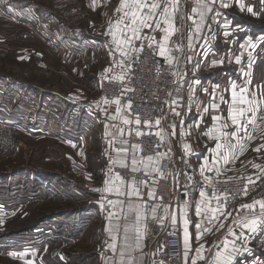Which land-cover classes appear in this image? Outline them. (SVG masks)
Instances as JSON below:
<instances>
[{"label": "crops", "instance_id": "crops-1", "mask_svg": "<svg viewBox=\"0 0 264 264\" xmlns=\"http://www.w3.org/2000/svg\"><path fill=\"white\" fill-rule=\"evenodd\" d=\"M13 4L17 6L19 14L16 16L8 17L13 18L18 22L30 26L33 30L38 31L41 36L48 39V43L56 44L54 46L57 49L63 50V52H69L71 55L75 53L81 54H93L95 62L100 63V71L98 73V83L101 90V74L104 73L106 68L112 67V72L110 75H118L121 72L119 67L113 65V57L110 55L109 46L111 42V37L106 36L104 33L108 28V21L111 19L113 22L117 19L115 13V8L119 4V0H106V5L97 3L95 8L96 11H87L79 0H12ZM208 2V0H205ZM224 2L229 3L228 8H223L220 6V0L212 5V12L207 13L203 29L199 34L194 33L195 25L192 19H188L189 16L193 17L195 20H199L197 13H193L192 9L196 7L195 0H180L179 12L175 17V24L179 30L184 34L182 51L183 54L177 65V72L181 73L183 79L177 76V83L186 88L187 102L191 103V112H186L177 108L181 111L183 116V126L190 131L192 138L187 142L192 146L193 155L187 157L189 166H186L182 160L179 159L183 155L182 144L178 139V128L180 125V118L176 117L174 114H170V108L168 106L165 118L161 120L159 129H163L166 133H171L172 129L169 127L171 123H176V135H169L167 138L171 141L172 156L174 158L175 164L173 171L176 172H187L193 177L192 181L185 179L184 175H180V187L174 191V186L172 187L173 198L177 203H182L185 199L183 193V185L191 184V188L188 189L189 196V211L188 218L190 220L189 231L192 234L191 245L195 249L199 243L207 242L206 246H210L213 242L218 241L226 232V228L234 217L237 216V211L241 217L248 216L251 218L253 215H259L260 208L257 205L254 211L240 209L242 204L251 203L253 200L243 201L238 204L232 211V217H229L225 223V229L220 232L206 234L202 241L196 239L197 229L195 225L200 222V218L194 215L191 205L198 202L200 197L194 191V184L202 181L199 174V166L203 162V158L207 157L211 161L214 153L211 151L216 144V141L209 139L204 133L215 123L212 120V116L215 114H221L223 117L227 118L228 111L226 104H220V108L217 110L209 109L208 113H203L202 111H197V107L201 110L203 107L207 106L211 102V94L213 91L216 93L217 102L219 101L220 95H224L226 100H230V92H223V89L228 88L230 82L235 80L237 83L241 81V74L239 69L241 67L247 66L249 56L251 53L252 60V84L249 85V91L256 92L259 98V92L264 88V0H244L246 7H252L253 11L257 15H252L246 10L242 11L239 7V0H224ZM22 11V13H20ZM220 15L216 16V12ZM24 13V14H23ZM4 16V15H2ZM183 16V20L181 17ZM215 17V20L213 19ZM227 21L228 27H225V22ZM210 26V27H209ZM177 31V32H178ZM176 32V33H177ZM228 32V35H225ZM148 35H154L157 41L161 40L162 33L159 31L151 32L150 30H145ZM172 35L169 40L168 47L172 50L174 44L175 35ZM192 37V47H189V37ZM58 38V39H56ZM60 39L62 43L59 45L57 42ZM251 39L256 47L247 48L245 51L242 45H247L248 40ZM144 41L143 43H145ZM137 45L140 41L136 42ZM114 47V46H112ZM206 53V55H205ZM243 53L242 64H235L234 57ZM118 53L116 56L118 58ZM191 57L192 59H187ZM92 58V59H94ZM70 59V58H69ZM224 60V63L213 65V61ZM231 59V63L229 60ZM199 65L197 70L196 65ZM199 80V84L195 81ZM219 85V88L216 86ZM194 89V92H193ZM203 89H207L204 92ZM102 98L104 96L101 93L100 108L96 105L90 107L89 104L85 105L86 112L92 116L93 121L97 120L102 124V135L104 145L107 146L108 150H112V156L115 158L116 153L115 148L120 147L119 143H114L112 148H109L108 141L113 137H118L117 129L112 127L113 124H119L120 121H111L108 119L109 115L115 114V105H105L102 103ZM187 104V105H188ZM106 109V111H101L100 109ZM126 115V111L122 113ZM203 116V121H200V116ZM88 116V115H87ZM199 123V127L194 125ZM251 125L249 130L251 131ZM264 128V124L260 125ZM232 131V129H228ZM111 132L112 136H108L107 133ZM241 135H243L241 133ZM256 139L247 142V150L235 163H229L224 166L230 171H224L217 177V180L225 179L227 177H249L251 176L253 180L256 179L259 170L252 167V163L261 164L264 166V150L261 152L254 151L259 144L264 143V133L261 131H256L253 133ZM185 143V142H184ZM230 143H236L233 139ZM223 151V150H222ZM111 152V151H110ZM251 162V163H250ZM112 165L110 160L108 167ZM107 167V169H108ZM208 175H213L212 173H206ZM172 179L171 175H168ZM108 178V175L97 184L103 187V182ZM173 185V180H172ZM95 185H93L94 187ZM96 188V187H94ZM98 198L95 208H86L85 216L88 217L89 221L84 223L81 227V232L71 229L66 231V223H56L54 221L39 224V222H32L31 227L33 229L29 232H25L19 239H12L11 243H5L10 249H14L12 252L16 253H26L23 258L19 256L13 257L10 255L12 252H8L7 256L11 259H15L17 264H26V261H32V264H111L109 257H112V252L108 249L107 244L111 243L110 233L108 231V211H111V207L105 202V207L101 209L100 202L102 194L95 191L94 192ZM107 195V194H103ZM147 196L145 195V198ZM110 199H115L114 196H109ZM264 198H256L254 200H261ZM176 203V205H177ZM176 205H173L175 207ZM73 214L65 215L60 217L59 214L56 217L57 222H60L62 218L71 219L75 215V210H72ZM124 212L127 213V207L125 205ZM36 214V213H35ZM162 208L158 210L157 215H162ZM34 216V215H33ZM84 216V217H85ZM95 216V217H94ZM99 216V219L98 217ZM178 222L182 226L181 214L177 211ZM96 220V235L100 237V242L96 245V249L86 250L85 246L79 247V242L83 239L82 236L90 230L92 220ZM223 219V218H221ZM64 220V219H63ZM134 221V214H128L127 220L121 217L119 221L113 219V231H115L116 223H119V237H118V247L123 243L124 226L130 225ZM83 223V222H82ZM20 224V223H19ZM28 221L21 224L20 228H25L28 225ZM58 225V230L56 228ZM169 225V221L165 220L163 225L153 221L151 217L148 220V234L144 240V247L142 251H137L134 253L136 257V264H152V261L156 259L152 253L156 252L157 245L163 240L166 229ZM36 226V227H35ZM236 228L235 225H232ZM57 230V231H56ZM237 233L240 229L236 228ZM250 235L251 239L246 245L250 251L245 252L242 255H238L236 258V264H264V225H261L257 232L254 234L247 233ZM130 237L133 236L129 233ZM82 238V239H81ZM85 238V236H84ZM58 244L62 250L61 252H56V247L54 242ZM130 242L134 243V239H130ZM183 242V241H182ZM240 244V241H237ZM36 254L33 256L32 253ZM195 255V252L190 253V259ZM207 255V253L205 254ZM6 256V257H7ZM184 249L182 256L176 259H165L163 260L165 264H184ZM198 264H203V262H198Z\"/></svg>", "mask_w": 264, "mask_h": 264}, {"label": "snow or ice", "instance_id": "snow-or-ice-1", "mask_svg": "<svg viewBox=\"0 0 264 264\" xmlns=\"http://www.w3.org/2000/svg\"><path fill=\"white\" fill-rule=\"evenodd\" d=\"M0 2L7 4V0H0ZM217 0H195L196 7L192 9L193 13H197L199 20L193 19L189 16L188 19H192L195 25L194 33L199 34L207 16V13L212 12V5H214ZM180 0H119L118 6L115 8V13L117 19L113 22L111 19L108 21V28L105 31L106 36L111 37V42L109 46L110 55L113 57V65L121 69L120 74L110 75L112 72V67L106 68L104 73L101 74V87L103 86V81L107 80L109 82L117 81L124 84L128 73L131 72L132 63L139 58L140 53L144 51L145 44L144 41H148L147 47L158 54L160 57L166 59L169 65L173 64L174 57L170 55L171 49L168 47L170 37L174 35L178 29L175 24L176 14L179 12ZM94 8L97 6L96 0H93ZM220 6L223 8H228L229 3L220 0ZM239 7L242 11L246 10L252 15H257L253 11L252 7H246L244 0H239ZM220 13L217 11L216 16ZM183 20V16L181 17ZM215 20V17H213ZM210 27V26H209ZM225 27H228L227 21L225 22ZM145 30H150L151 32L159 31L163 35L160 41L156 40L154 35H148ZM225 32V35H228ZM140 41L137 45L136 42ZM114 46V47H112ZM189 47H192V37H189ZM242 48L247 51V48H255L256 44L253 43L251 39L248 40L247 45H242ZM158 49V52H156ZM118 53V58L116 56ZM206 55V53H205ZM249 60L246 68L241 67L239 69L241 74V81L233 80L230 82L228 88L223 89V92H230V100H226L224 95H220L219 101L217 102L216 93L213 91L211 94V102L203 107L201 110L197 107V111H202L203 113H208L209 109L219 110L220 104H226L228 116L223 117L221 114H215L212 116V120L215 122L210 128L204 133L209 139L216 141L215 147L211 150L214 155L209 161L207 157L203 158V162L199 166V174L202 179V185L199 191V201L191 205L194 215L200 218V222L195 225L197 229L196 239L202 241L204 236L209 233L220 232L225 229V223L229 217H232V212L226 209V204L228 200L227 193L218 194L216 190V183L219 181L216 179L222 172L230 171L227 169L226 165L229 163H235L239 156H242L247 150V142H250L256 137L253 135L256 131H261L264 133V128L260 125L264 124V88L259 92V98L256 92L249 91V85L252 84V60L251 53H248ZM243 53L236 55L234 57L235 64H242ZM187 59L191 60V57ZM231 63V59L229 60ZM223 64L224 60L213 61L212 64ZM197 70L199 65H196ZM174 75L179 76L183 79L181 73L177 72ZM199 84V80L195 81ZM219 88V85L216 86ZM135 89L128 87L126 84L121 88L120 95L114 99H109L107 97L102 98V103L105 105H115V114L109 115L108 119L111 121L119 120V124H113L112 127L117 129L118 137H113L108 141L109 148H112L114 143H119L120 147L114 149L116 156L113 158L109 156V160L113 166L118 165L122 169H128V179H125L119 172L113 173V168H108V178L103 182V187L94 189L102 194L100 207L103 209L105 207V202L111 207V211H108V231L111 237V243L107 244L108 249L112 252V257L108 259L111 260V264H136V257L134 253L137 251H142L144 247V240L148 234V220L149 217L153 221L163 225L165 220L169 221L170 227L173 231L169 232V235L176 234V226L178 223L177 211L181 214L182 219V241L184 249V264H198V262H203V264H236V258L238 255H242L245 252H249L250 249L246 246L250 239V235L247 233L254 234L257 229L264 225V199L253 200L251 203L242 204L240 209L254 211L258 205L260 208L259 215H253L251 218L248 216L241 217L239 211H237V216L231 221V224L226 228L225 234L218 241L213 242L212 245L206 246V241L199 243L198 246L193 249L191 245L192 234L189 231L190 220L188 218V211L190 208L188 196V189L191 188V184L183 185L184 188V201L182 203H177L175 207L169 203H162L164 200L163 196H158L157 185L160 179H167L168 175L172 176L174 191L180 187V175L183 174L185 179L192 181L193 177L187 172H176L165 174L161 169V162L164 159H172V150L170 147L171 141L169 140V147L167 151H156L162 147L165 139L171 135L175 136L177 125L176 123H171L169 127L172 129L171 133L164 132L163 129H159L161 119L165 117L146 119L141 121L139 113L132 112V102L131 100L126 101L122 104V98L127 95V93L134 91ZM207 92V89H203ZM194 92V89H193ZM171 95V93L169 94ZM165 103H168L167 101ZM101 102H97L96 107L100 108ZM182 107L180 105L179 99L171 100L169 104L170 114H174L176 117L180 118V125L183 126V116L181 111L177 108ZM101 111H106V109H100ZM192 105L189 103L186 106V112H191ZM127 111V115H122L123 112ZM200 121H203V116H200ZM143 123V128L150 130L153 127L159 130L155 133L150 131H145L141 129ZM251 131L249 130V126ZM199 127V123L194 125ZM232 131H228V129ZM241 133L243 135H241ZM190 131H186L185 135H189ZM108 136H112L111 132L107 133ZM143 137L145 135H155L159 138L160 143L154 145V155H139L143 151L140 143H131L129 145V140L127 137ZM235 140L236 143H230L231 140ZM75 147V144L72 145ZM183 155L179 157L180 160L184 162L185 165L189 166L187 157L193 155L191 144L185 142L182 144ZM223 150V151H222ZM264 150V143L259 144L254 151L261 152ZM130 153V155H129ZM83 155V152L80 153ZM251 163V162H250ZM252 167L259 170V174L256 176V180H253L251 176L246 177L247 183L244 186L243 194L246 196L248 194V185H255L256 181L264 175V166L257 163H252ZM142 173L141 178L137 179V175ZM206 173H212L213 175H208ZM233 177H227L224 183L232 180ZM211 188V196H209L208 189ZM107 194V195H103ZM147 196V200L145 199ZM109 196H114L115 199H110ZM223 199L224 203H221ZM214 202V203H213ZM125 205L127 207V213L124 212ZM162 208L163 214L158 216V210ZM128 214H134V221L130 225L124 226L123 243L118 247V237L120 225L116 223L115 231H113V219L119 221L121 217L125 220L128 218ZM223 218V219H221ZM3 220L0 219V224ZM240 231L237 233L236 228ZM129 233L133 236L130 237ZM130 239H134V243L130 242ZM240 241V244H237ZM162 249L157 248L156 252L152 255H157ZM195 252V255L190 259V253ZM207 253V255H205ZM36 253L33 252L34 256ZM13 257L19 256L23 258L26 253H10ZM26 264H32V261H26ZM152 264H165L163 260H153Z\"/></svg>", "mask_w": 264, "mask_h": 264}, {"label": "rangeland", "instance_id": "rangeland-1", "mask_svg": "<svg viewBox=\"0 0 264 264\" xmlns=\"http://www.w3.org/2000/svg\"><path fill=\"white\" fill-rule=\"evenodd\" d=\"M79 1L87 11L97 10ZM18 14L12 0L0 2V264H17L7 256L16 247L5 243L22 236L17 232L25 220L53 214L56 223H68L66 231L74 227L79 234L89 221L85 209L97 204L94 189L109 175L112 154L102 124L85 108L101 100L100 63L90 53L63 52L32 27L5 17ZM26 190L33 197L18 196ZM72 210L73 218L57 222L59 213ZM96 222L79 247L96 249Z\"/></svg>", "mask_w": 264, "mask_h": 264}, {"label": "built area", "instance_id": "built-area-1", "mask_svg": "<svg viewBox=\"0 0 264 264\" xmlns=\"http://www.w3.org/2000/svg\"><path fill=\"white\" fill-rule=\"evenodd\" d=\"M106 0H96V3H105ZM87 5L93 7V0H86ZM184 34L179 30L174 38V44L170 55L175 59L172 65H169L166 62V59L160 57L158 54L153 52L147 47L148 41H146L144 51L140 53L139 58L132 63L131 72L128 73L124 84L120 82L113 81L109 82L107 80L103 81V86L101 87V93L104 97L109 99H114L120 95L121 88L126 84L128 87L135 89L132 92L127 93L126 96L122 98V104L126 101L131 100L132 102V112L139 113L141 121L143 122L146 119L165 117L167 108L173 99H179L180 107L179 109L185 110L188 104L186 88L177 83V76L174 73H177V65L180 61V58L183 54L182 45H183ZM158 52V49H156ZM171 93V95H169ZM168 103H165V102ZM127 115V111H126ZM162 120V119H161ZM141 129L145 131H150L155 133L159 129L156 127L151 128L150 130L143 128V123ZM187 129L185 126H180L178 128V139L181 143L188 142L192 135H185ZM129 140V145L131 143H140L143 151L139 155L147 156L154 155V145L160 143V140L155 135H145L143 137H127ZM171 146V145H170ZM169 147L168 138L165 139L161 148L156 149V151H167ZM175 161L172 156V159H164L161 162V169L167 175L173 171ZM187 166V165H186ZM113 173L119 172L121 176L125 179H128V169H122L118 165L112 167ZM143 174L140 173L137 175V179L141 178ZM225 179L218 180L215 187L220 193H227L228 200L226 204V209L228 211H233L235 207L243 201L254 200L256 198H264V175H261V178L256 181L255 185H248V194L245 196L243 194V189L247 180L243 176L233 178L232 180L224 183ZM256 180V179H255ZM202 181H199L194 184V191L199 195L200 186ZM157 187L158 196H163L164 200L162 203L171 202L172 205H176V201L173 198L172 194V179H160ZM209 196H211V188L208 189ZM147 200V197L145 198ZM214 203V202H213ZM221 203L224 201L221 199ZM182 226L178 222L176 226V234L169 235L168 233L173 231V229L168 225L163 240L157 245V248L162 250L155 255L157 260L165 259H176L182 256L183 252V242H182Z\"/></svg>", "mask_w": 264, "mask_h": 264}, {"label": "trees", "instance_id": "trees-1", "mask_svg": "<svg viewBox=\"0 0 264 264\" xmlns=\"http://www.w3.org/2000/svg\"><path fill=\"white\" fill-rule=\"evenodd\" d=\"M21 176H23V175H21ZM20 176V177H21ZM30 176V175H29ZM36 180V179H35ZM35 183L36 184H39V181H35ZM12 192V191H11ZM29 191L28 190H26V191H24V192H22V193H20V192H18V196H25V197H29V198H31V197H33L32 195V193H28ZM26 194H27V196H26ZM24 201V200H23ZM62 213V214H61ZM61 213H59V214H61V215H59V216H65V215H71V214H73V211H70V212H68V211H64V213L63 212H61ZM52 222V221H54V216H53V214H51V215H47V216H45L44 215V217L42 218V219H40L39 220V216H37V218H36V220L34 221V222H39L38 223V225L39 224H43V223H47V222ZM31 224H28L27 225V227H25V228H20V230H18V232H17V234L19 233V235H22V234H24L25 232H29V231H31L32 229H33V227H31L30 226ZM36 227V226H35ZM17 238V237H16Z\"/></svg>", "mask_w": 264, "mask_h": 264}]
</instances>
